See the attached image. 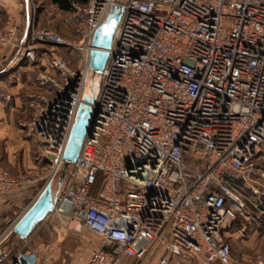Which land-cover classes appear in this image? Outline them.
Instances as JSON below:
<instances>
[{
  "label": "built area",
  "instance_id": "obj_1",
  "mask_svg": "<svg viewBox=\"0 0 264 264\" xmlns=\"http://www.w3.org/2000/svg\"><path fill=\"white\" fill-rule=\"evenodd\" d=\"M28 7L34 0H26ZM75 37L29 18L0 29V53L34 67L26 136L49 172L61 174L80 107L95 103L76 162L46 217L97 235L87 264H264L235 257L237 220L264 203V0H88L72 3ZM120 18L103 69L93 72L97 31ZM45 58L47 64L42 63ZM98 75L95 85L94 76ZM261 176L262 178H260ZM0 161V195L25 188ZM45 217V218H46ZM12 224L0 248L16 237ZM0 264H36L26 238Z\"/></svg>",
  "mask_w": 264,
  "mask_h": 264
},
{
  "label": "crops",
  "instance_id": "obj_2",
  "mask_svg": "<svg viewBox=\"0 0 264 264\" xmlns=\"http://www.w3.org/2000/svg\"><path fill=\"white\" fill-rule=\"evenodd\" d=\"M28 11L26 0H0V18H3V21H0V24L3 23L0 29L18 23L23 33L20 39L23 44L27 41L30 28ZM17 53V48H9L0 53V161L13 175L29 176L32 182L23 189L0 195V232L13 217L12 215H18L20 209L26 207L23 210L25 212L36 199L43 189L42 171L45 167L48 168L37 157L35 140L26 136L20 124L28 117L25 111L26 95L36 90L37 86L34 82V67L26 63L21 65L12 63ZM42 63L47 64L45 58L42 59ZM16 210L19 211L16 213ZM261 212L264 213L263 210ZM253 215L251 211L250 213L246 211L240 217L242 221L236 223L237 229L228 234L232 252L237 238L247 239L241 233L246 230L249 217ZM83 232L74 233L69 225L58 224L53 217H46L34 228L22 245L25 251L32 253L36 264H87L92 250L89 252L76 249L71 253V240L75 241L74 239L77 238V244L84 242L81 239L85 235ZM255 236L257 235L250 237ZM19 240L18 237L9 240L3 246L6 249L0 252V257L12 251ZM238 258L245 259V257ZM136 263L133 259H124L120 264Z\"/></svg>",
  "mask_w": 264,
  "mask_h": 264
},
{
  "label": "rangeland",
  "instance_id": "obj_3",
  "mask_svg": "<svg viewBox=\"0 0 264 264\" xmlns=\"http://www.w3.org/2000/svg\"><path fill=\"white\" fill-rule=\"evenodd\" d=\"M34 5H35V12L33 13L34 6H31L29 9V16H30L31 21L33 20V18H35V24L37 27L53 30V31H56L68 37L69 36L75 37L76 29L77 27H79L80 22L82 23L83 21L80 17H76L74 13L61 12L55 6L50 4L48 0H34ZM119 14H116V16L109 23L113 25V27L110 32L104 33L105 39H108L113 36L114 31L118 25ZM0 21H3L2 17L0 18ZM2 24L3 23H1L0 26H2ZM30 26L31 25H29V27ZM93 80L96 85L98 81V75H95ZM256 169L259 175L264 174V149H262V154L256 160ZM7 170L11 172L9 169ZM69 170H70V167L67 168L66 173ZM48 172H49V169L48 168L46 169V167L44 171H42V173L44 174L43 175L44 180L42 182V187H44L47 182ZM259 177L262 178L261 176ZM52 187H53V191L57 189L58 177L53 181ZM262 206H264V203ZM262 206L260 210L254 209V208H250L247 210V212L250 213L251 211L252 213H254V215L249 217L250 220H248L249 222H247L248 227L243 233H241V235L247 239L237 238V241L233 244V255L234 256L245 257V259H251L255 257L257 254L264 251V213L261 212V210H263L264 208H262ZM24 209H20V212L18 213V215L17 214L12 215L13 217L10 218V221L4 226V229L2 230V232H0V234L3 233L10 225L16 222L17 218L18 219L20 218L21 214L24 212L23 211ZM17 211L19 210H16V213ZM255 211L257 212L255 213ZM240 219L237 221V223H240L242 221ZM236 229H237V225H235V227L230 232ZM83 231L85 235L83 236V238L81 237V239L84 242H79V244H77L78 242L77 238L74 239L75 241L71 240V253L75 251L76 249L80 251L88 250L90 252V250L97 249L98 247L102 245V241L97 235H95L94 233L90 232L87 229H83ZM251 235H257V236L250 237ZM228 240H229V237H228ZM7 242H8V239L1 246L0 252L6 249V247H3V246ZM196 264H203V263H196Z\"/></svg>",
  "mask_w": 264,
  "mask_h": 264
},
{
  "label": "water",
  "instance_id": "obj_4",
  "mask_svg": "<svg viewBox=\"0 0 264 264\" xmlns=\"http://www.w3.org/2000/svg\"><path fill=\"white\" fill-rule=\"evenodd\" d=\"M119 14L118 8H115L113 13L107 19V21L102 25V27L97 31L94 39L95 50L92 52V67L93 72L97 73L99 70L103 69L106 60L108 58V53L104 49H109L111 46L112 37L105 39L104 33L105 28L109 25L111 20ZM120 18V14H119ZM118 18V21H119ZM94 92L91 91L90 95L86 97L85 104H83L77 116L76 123L73 127L72 133L70 135L67 148L64 154L65 163L58 179V187L53 191V187L50 183L45 185L36 199L32 204L26 209V211L20 216L16 221L13 231L18 238H27L34 228L45 219V217L53 211L55 203L57 200L58 193L62 187L63 180L66 176V170L71 166L72 163L76 162L80 154L83 141L85 139L86 133L88 131L91 116L92 107L95 103ZM3 258L0 257V259Z\"/></svg>",
  "mask_w": 264,
  "mask_h": 264
},
{
  "label": "trees",
  "instance_id": "obj_5",
  "mask_svg": "<svg viewBox=\"0 0 264 264\" xmlns=\"http://www.w3.org/2000/svg\"><path fill=\"white\" fill-rule=\"evenodd\" d=\"M48 2L50 4H52L53 6H55L58 10H60L63 13H74V7H73L72 3H78L81 5H84L88 2V0H48ZM28 13H29V11H28ZM28 16H29V14H28ZM29 18H30V16H29ZM262 208H264V206H262ZM240 220H242V218Z\"/></svg>",
  "mask_w": 264,
  "mask_h": 264
},
{
  "label": "snow or ice",
  "instance_id": "obj_6",
  "mask_svg": "<svg viewBox=\"0 0 264 264\" xmlns=\"http://www.w3.org/2000/svg\"><path fill=\"white\" fill-rule=\"evenodd\" d=\"M113 25L109 24L106 28H105V32L108 33L112 30Z\"/></svg>",
  "mask_w": 264,
  "mask_h": 264
},
{
  "label": "bare ground",
  "instance_id": "obj_7",
  "mask_svg": "<svg viewBox=\"0 0 264 264\" xmlns=\"http://www.w3.org/2000/svg\"><path fill=\"white\" fill-rule=\"evenodd\" d=\"M11 227H12V225L7 229V231L6 232H9L10 231V229H11Z\"/></svg>",
  "mask_w": 264,
  "mask_h": 264
}]
</instances>
